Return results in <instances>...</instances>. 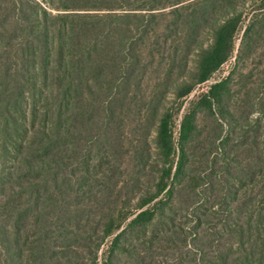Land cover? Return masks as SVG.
Returning <instances> with one entry per match:
<instances>
[{
    "label": "trees",
    "instance_id": "16d2710c",
    "mask_svg": "<svg viewBox=\"0 0 264 264\" xmlns=\"http://www.w3.org/2000/svg\"><path fill=\"white\" fill-rule=\"evenodd\" d=\"M220 1L0 0V264H82L76 251L67 256L71 247L58 225L66 207L56 193L58 174L67 172L61 155L69 156L74 140L86 141L91 129L108 127L115 106L138 88L147 73L141 52L154 17L162 16L163 27L174 33L195 32L206 16L215 18L211 41L195 49L187 79L181 75L165 89L181 99L208 80L232 55L240 20L226 9L231 3ZM259 2L236 64L255 50L264 32V0ZM231 80L209 85L195 105L214 107L232 133L244 124L243 140L231 150L223 137L220 158L208 171L191 175L185 145L196 132V109L182 117L175 163L173 113L168 108L158 113L154 143L163 165L153 183L145 179L135 186L133 206L129 198L123 202L118 213L128 215L119 218L110 210L99 222L101 237L113 234L110 253L121 239L148 237L168 252L169 261L154 264H264V77L253 89L251 81L243 98L230 93ZM175 197L185 209L179 222L192 221L184 230L175 218ZM88 239L87 258H93Z\"/></svg>",
    "mask_w": 264,
    "mask_h": 264
},
{
    "label": "rangeland",
    "instance_id": "374dc122",
    "mask_svg": "<svg viewBox=\"0 0 264 264\" xmlns=\"http://www.w3.org/2000/svg\"><path fill=\"white\" fill-rule=\"evenodd\" d=\"M227 3H231L226 7L229 13L240 15L233 39L234 49L232 55L208 80L195 84L191 92L181 99L175 98L174 90L165 89V83L177 82L181 75L187 79L195 61V49L201 45L206 46L211 41L209 25L215 18L211 15L206 16L195 32L184 30L174 33L163 27L165 20L162 16L154 17V30L151 37L145 40L141 52V61L147 66V73L141 77L138 88L129 94L123 106H115L114 119L108 127L103 125L91 129L86 141L74 140V148H68L66 151V155L69 156H64V152L61 155L64 162H67L65 172L67 175L58 174L56 193L60 200H64L63 205L67 209L64 207L63 215H59L58 225L60 231L67 236V242L71 247L72 252L67 254L68 257H74L73 251H76L82 264H93L92 262L101 264L109 257L113 264H154L169 261L168 252L163 251L162 242L156 239L150 242L146 240L148 237L146 239L132 237L129 238V242L121 239V246L110 253L113 234L101 237L99 222L104 220V214L110 210L119 218L128 215L129 213L124 211L118 213L123 202L129 198L132 201L130 206H133L137 196L131 193L138 184L145 179L153 183L155 176L158 175L157 169L162 167L163 158L156 148L154 136L157 115L165 109L168 108L173 113L174 163L178 158V137L182 117L188 109H196V132L185 145L189 158L188 174L201 175L208 171L212 160L220 158L219 143L223 137L229 138L230 141L225 142L227 144L224 147L226 149L230 145L231 150L232 144L243 140L240 134L243 133L244 124L239 122L241 127L232 133L233 126L223 120L214 107L208 110L195 105L200 95L208 90L209 85L224 77L230 76L232 79L230 93L234 94V98H243L246 89L252 87L251 81L254 83L253 89L264 77V32L258 38L255 50L244 62L236 64V53L244 29L250 19L259 13L261 4L259 0H221L219 5L225 6ZM169 66H172V71H168ZM249 74H252L250 79ZM75 132L80 133V126L75 128ZM96 134L100 136L97 139ZM62 174L69 178L68 182L71 184L66 183ZM52 186L54 187L53 184ZM178 202V197H175L174 204L178 209L175 218L180 223L179 221L185 220L183 215L185 209ZM131 216H128L124 223ZM67 219H70V224ZM190 223L192 224V221ZM190 223L181 222L180 227L184 230L183 226ZM61 224L64 226L61 227ZM158 224L155 225L158 227ZM89 235L94 243L93 258H87L88 245L91 244ZM69 236L72 241H69ZM141 257L143 263L138 261Z\"/></svg>",
    "mask_w": 264,
    "mask_h": 264
}]
</instances>
